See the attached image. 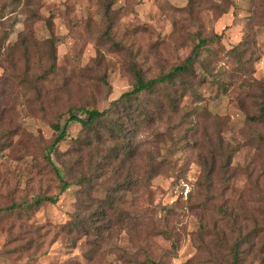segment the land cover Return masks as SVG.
<instances>
[{
  "label": "rangeland",
  "instance_id": "rangeland-1",
  "mask_svg": "<svg viewBox=\"0 0 264 264\" xmlns=\"http://www.w3.org/2000/svg\"><path fill=\"white\" fill-rule=\"evenodd\" d=\"M3 6L0 40L2 32L9 34L3 45L6 51L0 54V210L58 193L59 183L42 157V149L54 137L50 124L59 119L63 126L69 105L84 119L82 109L104 110L129 92L134 83L132 63L145 78H154L180 65L200 40H206L201 52L211 72L234 86L225 95L211 78L199 85L202 72L197 68V108L206 113L199 120L201 150L171 157V165L138 193L140 199L129 209L135 217L142 216L145 234L165 230L171 240L152 236L141 242L142 238L118 242L110 235L102 241L96 260L87 261L93 242L87 237L75 242V234L62 230L77 209L80 187L74 177L55 205L0 214V264H133L132 260L136 264L144 256L160 264H210L225 253L210 246L209 237L200 242L202 219L216 222L228 235L231 227L244 234L256 232L253 251L242 249V264H264V147L247 135L240 106L243 102L249 115H256V108L251 100L245 101L249 80L243 73L233 77L238 65L228 54L241 47L246 70L257 82H264V0H0ZM30 11L36 14L29 21ZM24 35L34 43L27 56L19 47ZM47 40L54 42L55 69L39 81L50 68L44 57ZM193 102L190 97L184 100L189 106ZM253 128L264 134L262 128ZM80 131L79 124H71L69 138L58 152H66ZM214 133L238 153L226 175L215 174L212 188L206 190L197 154L205 151ZM160 153L164 156V151ZM58 154H51V159L65 173ZM93 195L102 197V189ZM127 196V200L134 197ZM233 235L231 231L230 238Z\"/></svg>",
  "mask_w": 264,
  "mask_h": 264
},
{
  "label": "trees",
  "instance_id": "trees-1",
  "mask_svg": "<svg viewBox=\"0 0 264 264\" xmlns=\"http://www.w3.org/2000/svg\"><path fill=\"white\" fill-rule=\"evenodd\" d=\"M5 8V6L0 8V20L3 18ZM106 11L108 14L110 9L107 8ZM29 14L30 21L36 13L30 11ZM110 25L108 29H110ZM28 28L27 22L25 29ZM8 34V31L2 32L0 54L6 51L3 45ZM206 43V40H200L180 65L174 66L168 72L154 78H145L137 65L132 63L133 65L130 67V73L134 78L132 89L111 102L104 110L82 109L80 112L85 115L84 119L76 116L75 111L79 112V110L68 104V108L64 110L68 116L64 125H60L59 119L50 124L54 137L51 143L42 149V157L59 183L58 193L55 196L39 195L26 205L12 204L10 207L0 210V214L15 212L22 208L24 210L36 209L45 203L55 205L60 195L72 186V182L69 180L77 177L76 184L80 187V191L76 213L72 216L71 221L63 226L62 230L67 235L75 234V242L83 237H87L89 242H93L94 249L92 248L89 255H86L87 261L96 260L102 241L108 240L110 235H114L118 242L131 239L135 242L142 238L139 241L141 242L152 236L171 240L169 232L165 230H160L152 235L145 234L144 231H141L142 216L137 214L135 217L129 212V209H134L135 201L140 199L138 193H143L151 180L158 176L165 167L171 165V157L189 149L201 150L197 147L199 120L202 119L201 115L204 116L206 113L202 108H197L199 104L198 94L195 91L197 68L202 72V75L199 74L202 78L197 82L199 85L206 83L205 80L211 78V82L214 81L213 83L225 95L234 86L233 82L228 83L220 75L217 77L211 72L209 63L203 56L204 52H201V48ZM33 45L34 43L28 35L21 37L19 47L25 56L30 50H33ZM44 46V57L50 63V68L38 78L39 81H44L47 75L54 72L56 63L53 40H47ZM12 48L14 46L10 49ZM240 48L235 47L228 53L238 65L233 77L243 73L242 76L249 80L245 101L248 99L249 103L251 100V104L256 108V115H249L243 102L240 108L245 113L249 140L252 142L254 138L256 141H260L263 148L264 134L254 130L253 127L264 130V82H257L252 77L251 71L246 70L247 62L242 59L244 50ZM208 53L214 55L212 51ZM28 61L30 59L27 58V70L30 69ZM103 82L106 84L104 80ZM188 97L194 101L192 106L184 104V100ZM254 99L256 101L253 102ZM71 124H79L81 131L76 139L71 140L68 150L61 154L58 149L69 138L67 130ZM163 125L165 128L162 131H153L154 128L160 129ZM146 134L149 135L148 139L144 138ZM216 134L214 133L212 138L208 139L207 145L204 147L205 151H199L197 154L204 174L202 187L206 190L212 188L215 174L226 175L225 170L231 167L233 155L238 153V148H228L221 140L220 135L215 136ZM204 137L203 135L202 138ZM157 143L158 148H155L154 144ZM160 145H164V147L160 148ZM160 151H164V156ZM51 154H58L59 158L63 157L65 173L51 159ZM161 156L163 158L159 160ZM59 160L57 158V162ZM217 161H223V164L220 165V162L217 164ZM135 163H138L137 166L134 165ZM106 177H108V181H105ZM99 188L102 189V197L93 195V192ZM127 195H134V197L127 200ZM126 207L128 209H125ZM221 213L224 215V210H221ZM227 219L229 220L230 217L227 216ZM211 230L213 231L211 232ZM231 231L235 234L233 238L229 236ZM231 231L228 235V232L216 225V222L208 223L203 219L199 222L197 233L201 235L198 237L200 242H205L204 237H209L207 238L208 244L219 247L225 253L224 257H219L218 261L213 260L210 264H242L243 247H248L251 252L253 251L252 242L258 237L256 232L248 231L244 234L233 227H231ZM122 234H125L127 239ZM132 263L134 264L133 260ZM136 264L160 263H155L144 256L143 261L137 260Z\"/></svg>",
  "mask_w": 264,
  "mask_h": 264
}]
</instances>
